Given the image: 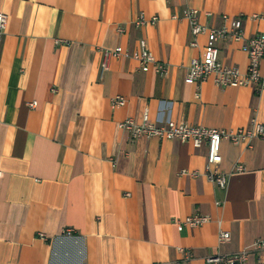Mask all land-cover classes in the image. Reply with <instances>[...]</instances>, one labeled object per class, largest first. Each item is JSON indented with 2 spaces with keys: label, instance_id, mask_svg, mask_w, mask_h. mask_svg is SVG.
<instances>
[{
  "label": "crops",
  "instance_id": "obj_1",
  "mask_svg": "<svg viewBox=\"0 0 264 264\" xmlns=\"http://www.w3.org/2000/svg\"><path fill=\"white\" fill-rule=\"evenodd\" d=\"M188 8L209 27L226 14L242 19L246 37L264 35V0H0L8 16L0 39V264H209L211 256L264 254L254 246L264 241V137L251 148L222 142V189L207 177V144L134 138L119 126L144 114L212 128L264 124V92L185 81L206 43L200 35L191 46ZM141 14L157 21L138 26ZM140 39L166 74L157 63L143 71L131 57L110 58L104 69V49L132 52ZM219 48L223 64L246 71L242 41ZM115 96L125 103L113 107ZM194 214L211 221L179 230Z\"/></svg>",
  "mask_w": 264,
  "mask_h": 264
},
{
  "label": "built area",
  "instance_id": "obj_2",
  "mask_svg": "<svg viewBox=\"0 0 264 264\" xmlns=\"http://www.w3.org/2000/svg\"><path fill=\"white\" fill-rule=\"evenodd\" d=\"M177 17V16H174ZM185 17L190 26L192 40L191 46L197 45V38L205 35L206 43L201 57L193 58L190 62L185 81L188 84H199L208 78L220 86H252L256 94L264 92V35H253L246 37L243 31V23L240 17H230L226 14L222 16L224 24L219 27H209L200 22L198 10L188 8L184 11ZM157 17L153 16L146 19L142 14L136 21V25L142 26L146 23H155ZM8 23V16L0 11V39ZM222 40L242 41L243 49L248 55V66L243 72L238 67L223 64L219 59V42ZM104 69L107 68V62L110 58L131 57L136 59L143 71H148L150 65L157 63L154 54L151 52L145 39L138 41L136 50L129 52L121 46L111 49H104ZM156 70L161 75L166 74V66L157 63ZM113 107L122 106L125 99L122 96H115L111 99ZM30 108H36L37 101L28 103ZM119 126L127 130L134 138L140 136L158 137L160 139H177L182 142L191 143L194 147H200L203 144L208 146L206 172L210 181L217 184L220 188L226 189L228 178L226 174L219 171L218 165L222 162L221 145L224 140L234 144H245L251 148L256 138L264 137V124L253 120L247 128L225 129L212 128L202 125H189L183 121L168 119L163 123L150 121L147 114H144L141 122H136L133 118H127L120 122ZM243 165L236 166L237 171H243ZM183 173H186L183 170ZM1 175V171H0ZM192 175L197 176V172ZM211 221L210 215H191L183 223L179 222L178 229L183 226L198 227ZM219 237L221 241L230 239V232L220 229ZM255 249L264 250V241L257 240L254 244ZM185 254L188 255L187 252ZM209 264H264V254L258 256L256 261H251L250 254L247 251H240L229 255H217L207 258ZM169 264H184L180 261H174Z\"/></svg>",
  "mask_w": 264,
  "mask_h": 264
}]
</instances>
